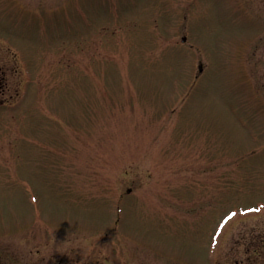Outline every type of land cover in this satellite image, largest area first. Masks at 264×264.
I'll list each match as a JSON object with an SVG mask.
<instances>
[{
	"label": "rangeland",
	"instance_id": "obj_1",
	"mask_svg": "<svg viewBox=\"0 0 264 264\" xmlns=\"http://www.w3.org/2000/svg\"><path fill=\"white\" fill-rule=\"evenodd\" d=\"M0 245L264 264V0H0Z\"/></svg>",
	"mask_w": 264,
	"mask_h": 264
},
{
	"label": "flooded vegetation",
	"instance_id": "obj_2",
	"mask_svg": "<svg viewBox=\"0 0 264 264\" xmlns=\"http://www.w3.org/2000/svg\"><path fill=\"white\" fill-rule=\"evenodd\" d=\"M7 248L9 247L6 245H0V264H17L18 263L17 260L19 259H17V257L15 256L14 251L16 253H18V251L17 250H5ZM52 259H54V257ZM18 264H20V262Z\"/></svg>",
	"mask_w": 264,
	"mask_h": 264
}]
</instances>
